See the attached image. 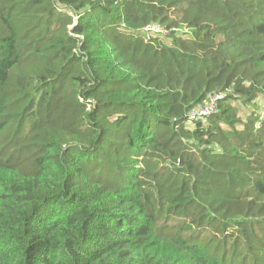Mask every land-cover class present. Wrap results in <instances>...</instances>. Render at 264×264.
Segmentation results:
<instances>
[{
  "label": "trees",
  "instance_id": "obj_1",
  "mask_svg": "<svg viewBox=\"0 0 264 264\" xmlns=\"http://www.w3.org/2000/svg\"><path fill=\"white\" fill-rule=\"evenodd\" d=\"M260 101L264 0H0V264H264Z\"/></svg>",
  "mask_w": 264,
  "mask_h": 264
},
{
  "label": "built area",
  "instance_id": "obj_2",
  "mask_svg": "<svg viewBox=\"0 0 264 264\" xmlns=\"http://www.w3.org/2000/svg\"><path fill=\"white\" fill-rule=\"evenodd\" d=\"M149 31L168 34L169 32L160 26H150ZM225 98L222 94H211L208 96L206 104L196 107L190 112V121H199L216 114L219 110V102Z\"/></svg>",
  "mask_w": 264,
  "mask_h": 264
},
{
  "label": "rangeland",
  "instance_id": "obj_3",
  "mask_svg": "<svg viewBox=\"0 0 264 264\" xmlns=\"http://www.w3.org/2000/svg\"><path fill=\"white\" fill-rule=\"evenodd\" d=\"M256 107H251V106H243L240 108V114L244 118H246L249 114L252 112H259L261 115L264 116V101H260Z\"/></svg>",
  "mask_w": 264,
  "mask_h": 264
}]
</instances>
